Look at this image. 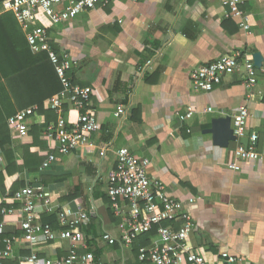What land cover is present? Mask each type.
Returning <instances> with one entry per match:
<instances>
[{"label":"crops","instance_id":"0c3cea01","mask_svg":"<svg viewBox=\"0 0 264 264\" xmlns=\"http://www.w3.org/2000/svg\"><path fill=\"white\" fill-rule=\"evenodd\" d=\"M10 1L0 2V15L7 12L3 6ZM242 1L250 33L240 30L237 20L225 17L222 0H110L58 25L40 14L38 25L48 31L56 50L77 61L70 71L72 80L93 89L90 110L100 130L90 136L91 149L61 155L43 135L45 117L36 114L31 127L41 126L40 135L31 152L43 162L38 172L19 173L11 180L45 188L60 205L83 208L89 216L83 226L85 239L102 264H148L138 260L137 242L122 249L102 241L104 232L115 237L123 234L122 218L107 197L108 176L121 148L150 161V177L165 184L169 197L186 206L195 199L190 244L208 264H227L219 260L224 252L244 260L238 264H264V0ZM235 53L247 55L253 63L255 54L262 55V67L255 66L254 86H247L242 65L239 72L224 76L213 91L193 90L194 70ZM49 99L45 110H50ZM120 105L127 110L121 118L115 116ZM241 106L252 115L246 136L252 132L262 136L257 146L262 157L242 163L236 172L229 165L237 142L220 148L205 130L215 118L233 120ZM188 107L195 114L182 124L178 116ZM208 108L213 111H205ZM19 111L10 90L4 102L0 96V116L9 119ZM64 117L73 123L78 112L66 103ZM12 136L22 163L21 146L32 144L33 137ZM51 154L57 155V163L42 169ZM0 158L6 165L1 151ZM8 204L17 212L7 217L3 236L21 232L20 205ZM38 252L42 257L63 258L69 244L53 242ZM10 262L18 261L5 263Z\"/></svg>","mask_w":264,"mask_h":264},{"label":"built area","instance_id":"2783aa9c","mask_svg":"<svg viewBox=\"0 0 264 264\" xmlns=\"http://www.w3.org/2000/svg\"><path fill=\"white\" fill-rule=\"evenodd\" d=\"M139 2L140 0H132ZM110 0H11L4 10L14 13L23 29L30 50L34 54L47 53L63 85V90L51 97L46 107L53 110L57 121L45 126L43 135L53 141L61 155H69L80 148L91 149L90 136L100 130L95 113L90 110L93 89L82 87L67 75L77 61L55 50L48 31L38 25L39 16L43 13L55 24L68 22L79 14L92 10L99 5H107ZM242 0H222L226 6L225 17L238 21L240 30L250 33L249 15L241 9ZM244 66L247 72V86L252 87L257 82L256 68L247 55L235 53L221 60L214 61L192 72L191 82L195 92L208 93L220 85L223 77L239 72ZM68 103L78 112L75 122L70 123L64 117V105ZM38 106L23 109L8 119L11 131L20 138L28 136L32 118L36 115ZM205 111H213L208 108ZM195 114L188 107L184 114H179V121L185 124ZM127 115L126 107L120 105L115 116L121 118ZM252 117L247 106H241L234 116L232 127L236 136L237 146L234 150V160L229 169L239 172L241 164L247 161H258L262 154L255 141L259 134L252 132L250 143L245 146L241 140L246 136L248 120ZM189 131V130H188ZM114 168L108 176V196L112 202L114 213L122 218L123 234L115 237L108 232L102 235V241L110 246L122 249L132 248L133 244L143 235L156 229V237L149 246H142L138 251V260L148 264H208L207 258L197 252L190 244V236L194 230L190 206L169 197L165 184L151 178L148 173L150 161L139 159L127 148L117 152ZM58 157L51 154L43 163L42 169L47 170L57 163ZM5 167L0 158V170ZM12 201L19 203L18 214L21 217L20 234L3 236L6 219L17 210L3 203ZM55 214L58 226L43 221L44 215ZM0 264L7 261H18L19 264H102L95 254L89 250L83 226L89 216L80 206L72 208L60 205L50 191L43 187L26 185L17 192L7 193L0 199ZM169 223V225H166ZM177 225V227L175 226ZM2 237V238H1ZM53 242H67L69 252L63 258L42 257L38 249ZM22 253H17V251ZM24 252V253H23ZM222 262L238 264L244 260L224 252L220 255Z\"/></svg>","mask_w":264,"mask_h":264},{"label":"trees","instance_id":"16d2710c","mask_svg":"<svg viewBox=\"0 0 264 264\" xmlns=\"http://www.w3.org/2000/svg\"><path fill=\"white\" fill-rule=\"evenodd\" d=\"M2 1L0 0V2ZM52 45L56 50L53 43ZM67 75L70 77V71ZM73 83L75 82L73 81ZM9 90L17 98L18 110L37 105L38 111L36 114L41 117L44 116L45 123L48 124L57 120L58 116L53 110L44 109V102L63 90L61 80L47 53H32L25 33L11 11L0 15V96L2 102H4L5 96L8 98ZM6 117L3 114L0 116V151L7 160L5 167L0 170V198H5L7 193L17 192L26 186L24 182L13 183L11 180L13 176L24 172H38L43 162L38 154L31 152V148L38 144L41 126L36 124L30 127L28 135L33 137V143L21 146L23 161L19 163L16 150L13 148V132ZM107 197L110 201L109 205L112 207L108 194ZM3 206L12 207L8 203H3ZM2 219L3 217L0 215V222H2ZM43 220L51 223L54 228L58 226L55 214H45ZM11 235L13 233H6L5 237ZM155 237L156 229L150 234L141 236L136 241L139 244L136 248L137 252L140 247L149 246ZM5 264L19 263L10 262Z\"/></svg>","mask_w":264,"mask_h":264},{"label":"water","instance_id":"95a60500","mask_svg":"<svg viewBox=\"0 0 264 264\" xmlns=\"http://www.w3.org/2000/svg\"><path fill=\"white\" fill-rule=\"evenodd\" d=\"M254 63L256 67H262L263 57L260 53L254 55ZM232 118L223 117L215 118L212 120L211 128L205 130V133L211 134L213 137V143L220 148H228L232 142H236V136L234 135V129L232 127ZM241 143L248 146L250 138L245 137L241 140ZM257 146L262 144V136H259L255 141Z\"/></svg>","mask_w":264,"mask_h":264}]
</instances>
